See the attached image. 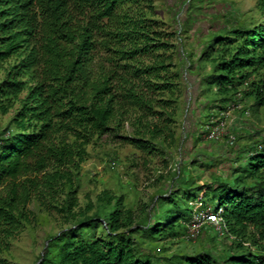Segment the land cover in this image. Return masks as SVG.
Wrapping results in <instances>:
<instances>
[{
    "label": "trees",
    "instance_id": "trees-1",
    "mask_svg": "<svg viewBox=\"0 0 264 264\" xmlns=\"http://www.w3.org/2000/svg\"><path fill=\"white\" fill-rule=\"evenodd\" d=\"M153 1L0 0V113L19 105L14 129L0 133V241L27 224L34 190L42 185L39 175L45 188L63 179L72 184L68 175L80 171L96 136L130 123L136 137L126 140L137 147L154 151L153 142L161 140L163 149L177 148L187 90L196 88L197 106L207 83L224 105L241 91L249 108L264 109V0H258L263 20L256 25L207 34L195 29V59L185 50L187 70ZM196 20L190 14L180 24L184 29ZM205 61L212 65L209 74ZM255 147L232 161L239 167L232 164L230 173L199 188L220 192L202 210L224 209L228 233L222 238L232 242L223 252L206 248L163 260L144 252L136 234L177 237L182 226L185 235L194 213L189 199L199 196L171 190L159 197L147 226H134L123 197H101L73 227L50 239L40 264H264V152ZM232 173L238 174L235 184L228 180ZM75 193L67 194V212L77 205ZM98 228L107 230L108 242L89 238Z\"/></svg>",
    "mask_w": 264,
    "mask_h": 264
},
{
    "label": "rangeland",
    "instance_id": "rangeland-1",
    "mask_svg": "<svg viewBox=\"0 0 264 264\" xmlns=\"http://www.w3.org/2000/svg\"><path fill=\"white\" fill-rule=\"evenodd\" d=\"M183 1L154 0L153 2L156 18L165 23L167 30L174 32L173 42L178 48L179 55L181 56L182 41V46L191 61L195 59L192 56V46L198 40L194 35L195 29L204 28L207 34L210 30L218 31L223 26H227L228 29L235 28L240 23L253 26L263 20L258 8V0H213L205 3L202 0L196 3L194 0ZM189 4L194 5L191 7ZM190 14L195 15L198 20L187 27L184 26L181 33L180 21H184ZM203 66L205 73L209 74L212 65L205 61ZM4 77V71L0 72V82ZM208 88V84L204 83L202 100L198 101L200 115L196 131L193 133L196 147H188L189 134L187 128H183L185 117L194 103V96L191 100L187 94L182 100L175 129L176 136L180 138L179 146L174 150H170L167 146L163 149L161 140L153 142L156 148L154 151L137 147L126 140L136 137L130 123H126L119 131L113 130L106 136L100 138L96 136L93 139L87 146V159L82 163L80 171L68 175V178L72 179V184L69 186L67 179H63L52 188H45V179L39 175L42 185L34 190L36 198L34 197L28 207L30 215L27 224L14 237L6 239L5 242L0 241V264H40L50 239L73 227L90 204H96L97 200L107 195L123 197L124 210L132 212L134 226H147L156 214L159 197L168 195L171 190L180 194L183 190L198 195L200 199H189L188 203L189 209L194 212L202 211L203 206L208 202L211 205L210 198L219 197L220 192L212 191L207 187L213 184L214 177L222 176L224 170L230 173L231 166L217 156L204 155L201 148L205 143L203 138L206 126L212 117L217 116L225 107L216 90H206ZM252 106L253 108L248 106L251 111V117L247 121L250 129L237 133L236 147L237 151L249 152L250 155L255 152V146L264 141V109ZM18 108L19 105L7 115L0 113L2 130L7 127L14 129L13 119ZM205 144L209 145L210 142L207 141ZM185 159L189 161L188 164L182 163ZM235 166L239 167L234 163L233 167ZM219 171L221 173H218ZM237 177L238 174L232 173L228 180L231 184H235ZM204 185L207 187L200 190L199 188ZM70 189L76 191L77 205L67 212L64 210V204ZM214 205L217 206L218 202ZM177 228L180 232L177 237L153 239L143 233L136 234L135 237L142 244L145 253L152 254L156 258L160 257L162 260L203 252L206 248L212 252H223L222 248L226 249L232 242L220 237L212 228L204 230L196 242H188L183 236L184 227ZM89 238L101 242L109 241L108 232L103 228L91 231Z\"/></svg>",
    "mask_w": 264,
    "mask_h": 264
},
{
    "label": "built area",
    "instance_id": "built-area-1",
    "mask_svg": "<svg viewBox=\"0 0 264 264\" xmlns=\"http://www.w3.org/2000/svg\"><path fill=\"white\" fill-rule=\"evenodd\" d=\"M181 33L182 25L180 24ZM181 55H183L186 60L187 70L190 66V62L186 59L185 49L182 46L181 41ZM187 72L185 73V76ZM192 90H188V95L192 100ZM243 95L240 92L237 93L235 99L229 102L225 108L219 111L217 116L212 117L210 123L206 126L205 129V139L211 143H224L228 148L237 147L238 135L232 127V121L234 120V114L236 112L241 113V120H248L251 117V111L242 101ZM3 130L0 128V133ZM10 132L6 134L9 136ZM264 140V139H263ZM258 151L264 152V141L259 143ZM208 228H212L220 237H224L228 233L226 227V220L224 218V209L218 208L217 210L207 209L200 212H194L190 221L186 226V232L184 238L188 242H196L202 232Z\"/></svg>",
    "mask_w": 264,
    "mask_h": 264
},
{
    "label": "crops",
    "instance_id": "crops-1",
    "mask_svg": "<svg viewBox=\"0 0 264 264\" xmlns=\"http://www.w3.org/2000/svg\"><path fill=\"white\" fill-rule=\"evenodd\" d=\"M193 83V82H192ZM196 88L194 87V90H192V92L194 93V103H193V107L188 111L187 113V117H185V122H184V126L183 128H187V133L189 134V146L190 148L192 147H196L195 146V142H194V137H193V133L196 131V126H197V121H198V117L200 115V110L198 108L197 104V94L195 90ZM188 94V90L186 92ZM250 102H245L244 104L248 107ZM226 106V105H225ZM198 108V109H196ZM236 116L234 117V120L232 121V127L233 130H235V132L237 133H243V131H247L248 129H250V126H248V120H241L242 117H238L239 115H241V113L236 112L235 114ZM247 129V130H244ZM241 135V134H240ZM187 137V135H186ZM204 142L206 143L207 140L205 139V136L203 138ZM209 142V141H208ZM203 144L201 146L202 150L204 151V155L208 154L211 155L213 157L217 158H221L222 160L227 161V163H229V165L231 166L230 162L232 163V161H235L239 154L242 151H238V152H230L229 149L224 143H211L209 145ZM227 148V149H226ZM228 150V151H227ZM229 152V153H228ZM227 171H223L222 174H225ZM218 173H221L220 171Z\"/></svg>",
    "mask_w": 264,
    "mask_h": 264
}]
</instances>
